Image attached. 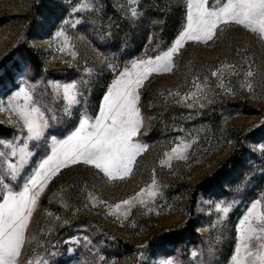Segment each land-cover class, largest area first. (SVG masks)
I'll use <instances>...</instances> for the list:
<instances>
[{"label":"rangeland","instance_id":"374dc122","mask_svg":"<svg viewBox=\"0 0 264 264\" xmlns=\"http://www.w3.org/2000/svg\"><path fill=\"white\" fill-rule=\"evenodd\" d=\"M82 2L94 7H77ZM185 5L186 0H0V19L5 22L0 27V107L5 109L0 111V126L6 130L0 139L19 134L16 124L9 123L7 104L16 86L25 81L37 97L48 98V107L59 109L61 100L52 95L54 89L47 82L77 80L82 97L76 112L96 113L107 85L125 65L158 55L171 45L186 23ZM133 7L138 12L135 17ZM32 8L35 18L25 25L23 16ZM61 29L71 38L72 47L64 52L59 50L64 36L56 35ZM71 51L77 55L73 57ZM221 64L226 65L221 69L223 88L221 77L210 72ZM84 67L93 72L84 73ZM194 77L206 83V95L189 108L191 99L178 102L175 93L183 96L191 91ZM142 98L150 103L144 105V126L136 139L148 147L137 156L132 173L110 180L83 162L61 169L38 198L19 264L29 260L32 264H162L167 258L175 264H231L236 225L251 201L261 199L264 192L260 147L264 145V38L229 23L210 41L186 42L174 56L171 71L153 73L144 82L141 112ZM244 103L250 107L244 109ZM164 109L173 113L169 128ZM155 116L160 123L152 135ZM70 123H76L74 117L61 115L46 132L62 139L60 132L67 135L74 130ZM177 137L191 141L187 158L172 159L171 167L161 165L164 151L178 142ZM236 148L237 157L220 181L199 192L192 205L194 187ZM32 151L24 165L27 171L22 169V178L14 184L22 186L23 177L38 166L41 154ZM153 175L159 191L146 206L137 203L123 214L127 206L122 205L121 213L109 212L108 205L151 183ZM220 202L231 205L228 213L216 209ZM167 233H176V242L167 243L162 238ZM72 236L77 240L72 241ZM194 250L196 256L191 254Z\"/></svg>","mask_w":264,"mask_h":264},{"label":"snow or ice","instance_id":"6c2138e0","mask_svg":"<svg viewBox=\"0 0 264 264\" xmlns=\"http://www.w3.org/2000/svg\"><path fill=\"white\" fill-rule=\"evenodd\" d=\"M77 7L92 9L94 4L82 2ZM185 7L186 23L171 45L158 55H150L146 59L137 58L130 62V66L125 65L107 85L96 113L89 114L84 109L76 112L82 97L77 80L67 83L51 80L47 82L54 89L52 95L61 100L63 106L59 109L48 107V98L43 94L37 97L34 88L27 81L17 85V90L8 97L9 123L16 124L19 134H14L12 139H0V145L5 149L0 151V264H19L38 198L49 180L61 169L83 162L93 165L110 180L124 178L132 173L137 156L148 147L136 139L144 126L139 106L140 89L151 74L172 70L174 56L186 42L210 41L223 25L229 23L243 26L264 38V0H186ZM137 14V8L133 7L131 15L135 17ZM56 35L64 36V43L59 49L61 52L72 47L69 43L71 38L65 36L62 29ZM71 55L75 57L77 53L71 51ZM106 66L112 72H117L114 65ZM225 66L221 64L220 68L210 70L211 76L221 77L222 88L224 84L221 69ZM83 71L91 73L93 69L84 67ZM252 74L251 70L247 72L248 77ZM207 79L205 76L204 81ZM79 83L83 84L85 81L81 80ZM206 87V83H200L199 78L194 77L191 91L185 92L183 96L179 92L175 95L179 97L178 102L191 99L192 102L187 106L192 108L205 97ZM248 87L251 88V85ZM226 90L232 91L230 88ZM4 110L0 107V111ZM61 115L75 118L76 123L69 125L74 130L68 131L67 135L60 132L62 139L57 135L49 136L46 129H49L50 122L58 121ZM177 141L164 151L159 161L161 165L171 167L172 159L187 158L186 151L191 146V141L180 137H177ZM260 147L264 151V145ZM32 149L41 154L38 166L33 167L27 177H23L22 186L14 184L22 178V169L29 157L33 156ZM158 191L153 175L151 183L140 187L133 195L108 205L109 212L121 213L122 205L127 206L123 214L137 203L146 206ZM260 196L261 199L251 201L236 225L231 264H264V192ZM92 200L96 202L95 197ZM230 206L226 202L215 204L221 214L228 213ZM70 239L76 241L77 237L72 236ZM83 239L91 243L87 236ZM191 254L197 255L195 250ZM28 264H32V261L29 260ZM162 264H175V261L167 258Z\"/></svg>","mask_w":264,"mask_h":264},{"label":"trees","instance_id":"16d2710c","mask_svg":"<svg viewBox=\"0 0 264 264\" xmlns=\"http://www.w3.org/2000/svg\"><path fill=\"white\" fill-rule=\"evenodd\" d=\"M34 8H32L31 9V11L29 12V13H27L25 16H23V19H24V24L25 25H28L29 24V22H31V21H33L34 20V18H35V13H34ZM4 20H1L0 19V27L1 26H3L4 25ZM150 102L146 99H143L142 98V102H141V106H142V114L143 115H146V109H145V107H144V105H146V107L148 106V104H149ZM149 107V106H148ZM250 106H248V104L247 103H244V109H247V108H249ZM152 109H155V107L154 106H152L151 107ZM165 111L163 112V114H164V118L163 119H165V121H166V127H168L169 128V126H170V123H172L171 122V120L173 119V113L171 112V111H169V110H166V109H164ZM246 111V110H245ZM154 113V115H157V112L155 113V112H153ZM245 113H251V112H249L248 110H247V112H245ZM154 120L152 121L153 122V125H152V131H151V133H152V135H153V133H154V131H158V125H159V123H160V120L158 121L157 120V117L155 116V118H153ZM159 119V118H158ZM158 121V122H157ZM4 131H6V130H4V128H2L1 126H0V137L1 136H4L5 134L4 133H6V132H4ZM158 133H160V132H158ZM236 143H238V142H236ZM238 145H239V143H238ZM237 154H238V150H237V148H236V150L233 152V154H231V156L225 161V163H223L210 177H207V178H205V179H203L202 181H200L195 187H194V191H193V193H192V196H191V203H192V205H195V202H196V199H197V196H198V193L199 192H201V191H206V190H208L209 189V187L213 184V183H216V182H219L220 181V179L222 178V175L224 174V172H225V170H226V168H227V165L229 164V163H232L235 159H236V157H237ZM191 228V231H193L194 233H195V231H194V226H191L190 227ZM178 237V236H177ZM167 243H169V244H172V243H174V242H176V233H167V234H165V235H163V237H162Z\"/></svg>","mask_w":264,"mask_h":264}]
</instances>
